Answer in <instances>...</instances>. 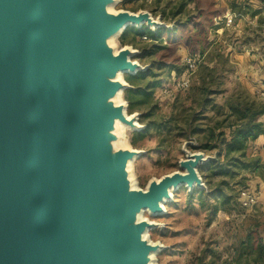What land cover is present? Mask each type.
I'll return each instance as SVG.
<instances>
[{
    "label": "water",
    "instance_id": "1",
    "mask_svg": "<svg viewBox=\"0 0 264 264\" xmlns=\"http://www.w3.org/2000/svg\"><path fill=\"white\" fill-rule=\"evenodd\" d=\"M113 0H0V264H147L158 246L136 223L181 187L204 189L201 153L175 172L128 190L135 150L111 154L116 119L107 104L130 88L112 81L142 71L108 39L128 28L159 29L148 12L109 13ZM126 103V113L128 103Z\"/></svg>",
    "mask_w": 264,
    "mask_h": 264
},
{
    "label": "rangeland",
    "instance_id": "2",
    "mask_svg": "<svg viewBox=\"0 0 264 264\" xmlns=\"http://www.w3.org/2000/svg\"><path fill=\"white\" fill-rule=\"evenodd\" d=\"M184 1L185 12L175 17L174 12ZM112 9L114 14L148 12L167 30L185 22L189 15L197 16L199 10L219 14L214 20L215 30L211 29L202 39L207 50L198 55L201 63L189 78L187 89L180 86L187 74L184 60L193 54L182 46L170 45L166 34L162 46L169 49L159 51L143 63L136 57L142 49L150 48L149 40H133L129 34L127 45H123V32L114 41L117 50L133 49L131 59L140 64L142 71L150 69L152 62L173 64L179 69L170 75L166 73L167 78L153 94L156 110L152 120L171 123L160 134L151 130L145 138H137L134 146V132L145 130V126L139 113L129 114L127 109V115L137 119L135 130L129 127L124 130L128 150L140 153L133 163L135 189L146 191L150 183L182 172L180 162L186 159V151L201 153L207 159L198 170L204 189L190 191L181 187L171 192L172 199L163 205V215L143 214L144 220L153 225L148 239L158 246L155 264H264V253L257 250V241L264 242V163L254 146L257 139L247 143L245 159L246 164L255 160L257 164L248 169L237 168L233 177H226L216 164H211L218 160L217 151L200 149L209 128L227 124L228 100L264 104V95L256 90L258 82L253 77V71L257 73L264 61L258 62L259 57L264 59V0H115ZM127 76L130 74H123L122 79L129 86ZM187 118L192 128L201 129L196 135L183 132ZM242 190L256 194L254 207L242 206ZM250 238L255 241L253 250L244 245Z\"/></svg>",
    "mask_w": 264,
    "mask_h": 264
},
{
    "label": "trees",
    "instance_id": "3",
    "mask_svg": "<svg viewBox=\"0 0 264 264\" xmlns=\"http://www.w3.org/2000/svg\"><path fill=\"white\" fill-rule=\"evenodd\" d=\"M186 8L187 2L184 1L177 7L174 16H181ZM218 16L219 14H216L215 11L206 13L199 10L197 16L189 15L185 22L176 23L172 30L159 28L156 31H152L146 26L127 28L123 33L122 44L127 45L129 34H132L133 40L137 38L143 40L144 37H147L151 44L150 48L142 49L136 57V60L143 63L145 59L154 57L159 51L169 49V47L162 46L163 36L166 34L168 36L167 42L170 45L182 46L193 54V57H198V55H204L207 50V44L202 42V39L204 36H208L211 29L215 30L214 20ZM178 37L179 40H177ZM178 70L177 66L173 64L152 62L150 69L138 72L134 76H127L126 81L130 88L125 90L124 99L128 103V112L129 114L139 113L140 122L145 126V130L134 132V140H132L134 146H136L137 138H145L151 130L160 134L167 125L171 124L170 121L160 124V122L152 120L156 110V106L153 104V94L167 78L165 77L166 73L170 75ZM227 107L229 110L225 119L227 124L209 128L206 142L200 146V149L203 151H217L218 160L217 162H211V164H216L220 168L221 174L226 177H233L237 168L248 169L257 164V160L246 164V150L249 141L256 140L264 134V125L260 122V119L264 116V104H248L239 99H230L227 102ZM184 125L186 128H181L184 133L190 131V134L196 135L201 131L199 128H192L193 124L188 118ZM219 193L224 197L222 188H220ZM257 242H259L257 250L259 253H264V242ZM244 245H249L250 249L253 250L252 247L255 245V241L251 242L250 238L248 243H244Z\"/></svg>",
    "mask_w": 264,
    "mask_h": 264
},
{
    "label": "bare ground",
    "instance_id": "4",
    "mask_svg": "<svg viewBox=\"0 0 264 264\" xmlns=\"http://www.w3.org/2000/svg\"><path fill=\"white\" fill-rule=\"evenodd\" d=\"M114 3H115V0H113V3L111 5L108 6V12L109 13H113V6H114ZM121 34V31L119 33H117L116 35L112 36L111 38L108 39V46L110 48H112L113 50V53L115 55H117L119 53L120 50H117L114 48V41H115V38L117 36H119ZM132 53H134V51L132 50ZM122 75L123 73H119L112 81L114 82H121L124 84L123 82V79H122ZM123 91L120 90L117 92V94L110 98L107 102V104H113L114 106L116 107H123L124 108V114L126 116V118L128 120H130L131 118L127 115L126 113V103L123 99V95H122ZM137 126V123H136V120H134V127ZM131 128L129 125L123 123L122 121L116 119L114 121V125H113V129L112 131H110V133H112L114 136H115V140L114 142L111 141L109 143V145L111 146V154H114L115 152H119V151H126L128 150V143L126 141V139L124 138V130L126 128ZM128 128V129H129ZM121 135L122 137L119 138L118 135ZM127 148V149H126ZM131 151V150H130ZM137 158V155H135L131 160H129L126 164V167H125V170L124 172L126 173V180L128 181L129 183V186H128V190L131 191V190H136L135 189V176H134V173H133V163L135 161V159ZM156 182H159V181H156ZM171 192L173 191H170V199L172 198V195H171ZM173 194V193H172ZM169 199H164L161 203V207L163 208V212H164V204L168 201ZM144 212H150L149 210H143L142 212H140L139 214L136 215V223L138 222H141V221H146L144 220L143 218V214ZM149 223V222H148ZM153 228V225L151 228L147 229L145 231V233L142 235V240H147V243L148 244H151L153 245V243L148 239L149 238V230ZM154 246V245H153ZM157 251H154L150 254V256L148 257V262L147 264H155V254H156Z\"/></svg>",
    "mask_w": 264,
    "mask_h": 264
},
{
    "label": "built area",
    "instance_id": "5",
    "mask_svg": "<svg viewBox=\"0 0 264 264\" xmlns=\"http://www.w3.org/2000/svg\"><path fill=\"white\" fill-rule=\"evenodd\" d=\"M143 40L147 41V37H144ZM185 65L187 67V74L184 77L183 82L180 84V86L184 89H187L190 84L189 78L195 74L197 71L201 60L198 57H188L184 60ZM240 201L244 208L250 209L254 207L257 203L256 194L250 190H242L240 192Z\"/></svg>",
    "mask_w": 264,
    "mask_h": 264
},
{
    "label": "crops",
    "instance_id": "6",
    "mask_svg": "<svg viewBox=\"0 0 264 264\" xmlns=\"http://www.w3.org/2000/svg\"><path fill=\"white\" fill-rule=\"evenodd\" d=\"M263 60L264 59L262 57H259L258 62ZM260 64L261 66H258L259 69L256 67L258 69V72L256 73L253 71V77L256 82H258V87L256 90L264 95V73H262L264 71V61L260 62ZM260 122L264 125V116L260 119ZM254 146L258 148V155L260 158H262V162L264 163V134L257 138L256 142L254 143Z\"/></svg>",
    "mask_w": 264,
    "mask_h": 264
}]
</instances>
